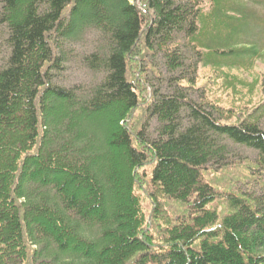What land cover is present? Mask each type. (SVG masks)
Instances as JSON below:
<instances>
[{"label":"trees","instance_id":"obj_1","mask_svg":"<svg viewBox=\"0 0 264 264\" xmlns=\"http://www.w3.org/2000/svg\"><path fill=\"white\" fill-rule=\"evenodd\" d=\"M244 8L0 0V264H264L261 118L232 123L189 95L201 66L257 45ZM87 34L96 47L80 62L101 80L58 84L66 47ZM160 55L169 79L151 60ZM136 57L155 79L149 100ZM229 143L257 159L231 158Z\"/></svg>","mask_w":264,"mask_h":264},{"label":"rangeland","instance_id":"obj_2","mask_svg":"<svg viewBox=\"0 0 264 264\" xmlns=\"http://www.w3.org/2000/svg\"><path fill=\"white\" fill-rule=\"evenodd\" d=\"M235 1L244 5L245 11L253 16L252 21H250L249 41L257 42V45H252V47L245 45L234 47L236 50H242L243 56L228 60L215 56L216 60L212 58L211 64L201 66L198 81L189 90V95L195 101H203L206 105H209L208 108L214 106L222 109L225 113V118L232 123H238L244 119L251 118V116L253 119L259 117L261 118L260 124L264 128V0ZM206 41L211 44V38L206 39ZM95 47L96 36L94 34H87L83 41L75 47H66L67 52L71 51L72 53L61 75H57V83L65 85V87L75 85L90 87L98 83L102 76L92 73L80 62V57L86 53L93 52ZM255 48L258 49L257 54H253ZM4 60L5 55H0V67L4 64ZM151 60L160 69L162 77L165 79L171 77L161 55ZM147 63L143 64V70L140 65V57H136L131 63V75L144 100L150 99V86L151 83H155L153 73ZM146 68L148 69L147 74L149 73L148 82H146ZM166 85H164L163 90L168 89ZM138 116L141 117L142 115L139 114ZM157 128L158 122L153 119L151 132L155 135L153 136L154 138L156 137ZM229 156L231 158H247L250 161H255L258 153L253 149L229 143ZM149 170L147 171L148 173L150 172ZM238 172L242 173L243 177L247 175L245 169L240 168L232 171V176L238 175ZM229 178H231V173H229ZM251 187H253L255 192H260V189L255 184ZM143 199L145 211L151 212V204L145 198Z\"/></svg>","mask_w":264,"mask_h":264}]
</instances>
